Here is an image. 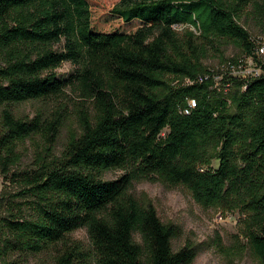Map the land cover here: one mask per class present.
I'll return each mask as SVG.
<instances>
[{
	"label": "trees",
	"instance_id": "1",
	"mask_svg": "<svg viewBox=\"0 0 264 264\" xmlns=\"http://www.w3.org/2000/svg\"><path fill=\"white\" fill-rule=\"evenodd\" d=\"M249 7L264 27V0H0L2 264L46 251L53 264H193L195 246L173 249L181 229L132 194L142 180L241 213L243 250L264 264V59L241 25ZM224 42L259 75L200 82L208 49ZM66 62L76 71L59 77ZM67 90L91 107L58 156L63 109L30 119L17 107ZM34 137L33 167L13 171ZM113 170L124 174L105 180ZM11 184L19 191L7 193ZM80 229L89 248L69 238Z\"/></svg>",
	"mask_w": 264,
	"mask_h": 264
},
{
	"label": "rangeland",
	"instance_id": "2",
	"mask_svg": "<svg viewBox=\"0 0 264 264\" xmlns=\"http://www.w3.org/2000/svg\"><path fill=\"white\" fill-rule=\"evenodd\" d=\"M242 18L241 25L249 32L252 39L260 47L264 48V27L257 14L249 7ZM175 30L183 34L187 28L195 30L189 26L178 25ZM65 40L57 44L55 49L62 50ZM262 59L264 54L260 53ZM243 61V52L231 43L217 45V48L208 49V58L204 60V65L211 71L205 74L207 77H216V86L222 83L223 75L230 69L232 60ZM249 67H243L238 71L239 74H248L254 65L248 61ZM253 63V62H252ZM76 71V67L69 62L64 63L55 72L59 77H67ZM188 81L185 82V84ZM229 85L220 87L223 93L229 92ZM84 98L79 93L67 90L64 96L51 98L45 101H32L17 107L20 116L33 119L38 113L43 112L46 116H52L54 112L61 111L64 116V126L61 129L55 153L60 156L65 149L68 136L71 130L78 129V110L82 105L87 109L91 107L89 102H83ZM85 103V104H83ZM41 142L40 137L26 140L19 147L23 154V160L13 168V171L30 169L33 167L36 146L35 142ZM217 166V162H214ZM124 174L121 170H113L105 173V180H115ZM6 182L0 175V195ZM8 185V183H7ZM7 193L19 191L17 185L6 187ZM132 194L143 201L151 204L157 210L159 218L166 224L178 226L182 235L172 241L175 252L181 250L186 244L196 247L197 258L193 264H259L251 251L246 248L243 250L245 240L239 236L240 223L243 216L239 212H225L220 208L205 209L198 205L192 193L182 185L171 186L162 181L142 180L135 182L131 190ZM30 210H26L28 213ZM239 236V239H238ZM70 240L80 242L89 248L90 241L85 229H80L69 236ZM138 239V238H137ZM139 240V239H138ZM239 240V241H238ZM13 259L22 263L20 255L16 254ZM24 264H53L54 254L44 252L39 255H27ZM0 264H2L0 262Z\"/></svg>",
	"mask_w": 264,
	"mask_h": 264
},
{
	"label": "built area",
	"instance_id": "3",
	"mask_svg": "<svg viewBox=\"0 0 264 264\" xmlns=\"http://www.w3.org/2000/svg\"><path fill=\"white\" fill-rule=\"evenodd\" d=\"M194 32H196V30H194ZM258 52H259V55H260V53H262V54H264V48H260V47H258ZM248 61H250V63L252 64V65H254L253 63H252V61L251 60H246V61H240L238 64L239 65H237V64H230V69L231 70H229L228 72H226V73H228V74H230V75H233V76H243L244 78H246L247 76H249V75H256V76H258L259 75V70L257 69V68H255V65H254V67H253V69H252V71H250V73H248V74H239L238 73V71L241 69V67H243V65H244V63H245V67L244 68H248L249 67V63H248ZM225 73V74H226ZM209 77H207V76H205V77H201L200 79H199V81L200 82H203V80H206V79H208ZM188 84H190V81H188ZM191 105L192 106H194V102H192L191 103Z\"/></svg>",
	"mask_w": 264,
	"mask_h": 264
}]
</instances>
